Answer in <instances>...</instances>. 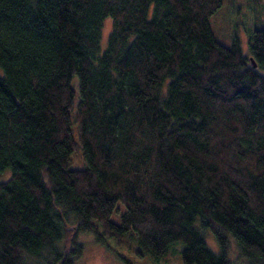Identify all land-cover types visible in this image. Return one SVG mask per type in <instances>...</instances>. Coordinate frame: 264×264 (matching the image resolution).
<instances>
[{"label":"trees","instance_id":"trees-1","mask_svg":"<svg viewBox=\"0 0 264 264\" xmlns=\"http://www.w3.org/2000/svg\"><path fill=\"white\" fill-rule=\"evenodd\" d=\"M251 3L246 56L212 35L222 0H0V264H73L81 233L136 240L153 261L181 243L182 264H231L230 236L264 264V0Z\"/></svg>","mask_w":264,"mask_h":264},{"label":"rangeland","instance_id":"rangeland-1","mask_svg":"<svg viewBox=\"0 0 264 264\" xmlns=\"http://www.w3.org/2000/svg\"><path fill=\"white\" fill-rule=\"evenodd\" d=\"M253 8L251 0H222L220 9L211 16L209 20L210 29L213 37L220 44L229 47L234 39L239 40L240 47L244 55H248V32L253 27ZM264 18V15L262 16ZM110 29V20H106L102 28L100 41L101 51L106 47V36ZM2 71L0 69V75ZM78 79L76 76L72 80V88L77 95ZM11 175L9 169L0 174V182L6 181ZM118 211H114L110 220L116 224L120 223V215L124 207L118 203ZM196 227H199L196 224ZM207 246L211 251L217 253L218 247L213 235L208 230H201ZM77 242L82 245L81 255L73 264H182L181 243H173L169 246L166 255L158 260L153 261L148 256L140 257L137 255L138 249L136 240L130 242L117 243L110 239L98 242L91 234H79ZM229 261L231 264H247L246 259L238 257L235 242L229 236Z\"/></svg>","mask_w":264,"mask_h":264},{"label":"water","instance_id":"water-1","mask_svg":"<svg viewBox=\"0 0 264 264\" xmlns=\"http://www.w3.org/2000/svg\"><path fill=\"white\" fill-rule=\"evenodd\" d=\"M252 61V59H250ZM253 63V62H252ZM253 67H255V64L253 63Z\"/></svg>","mask_w":264,"mask_h":264}]
</instances>
